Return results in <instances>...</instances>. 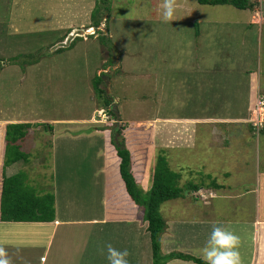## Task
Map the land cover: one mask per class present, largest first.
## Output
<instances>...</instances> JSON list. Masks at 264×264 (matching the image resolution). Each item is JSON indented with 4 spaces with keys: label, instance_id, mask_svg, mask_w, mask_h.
Returning a JSON list of instances; mask_svg holds the SVG:
<instances>
[{
    "label": "rangeland",
    "instance_id": "374dc122",
    "mask_svg": "<svg viewBox=\"0 0 264 264\" xmlns=\"http://www.w3.org/2000/svg\"><path fill=\"white\" fill-rule=\"evenodd\" d=\"M107 1L109 10L102 11L103 7L99 6V11L103 12L101 16L104 15L99 28L102 33L98 32L100 37L97 34L77 36L70 45L63 46L64 37L91 27V15L100 3L98 0H0V25L3 26H0V64L7 65L4 67L7 71H0V120L8 121L16 115H20V119L46 122L55 119L76 122L88 119L97 103L103 108L101 101L95 98L92 83L96 75L103 73L110 78L114 77L113 81L105 77L104 87L112 98L118 100L113 109L121 124H125L127 118L135 122L152 121L173 116L192 117L195 113H201L205 107L204 104L203 108L197 106L200 100L195 93L201 85L208 87L205 98L210 97V92H215V95L223 92L219 96L223 99L218 98L206 109L221 114L233 110H240V114L248 112V116L252 114L257 91L264 89V0H249L255 3L252 10H241L232 5H202L196 0H176V19L167 23L161 19L162 0ZM252 16L256 23L263 25L254 26L251 32L250 28H246L244 34L243 25L246 23L249 26L250 21H253L250 20ZM105 19L108 20V30L105 28ZM7 20L16 30H11L10 23L4 25ZM117 57L122 61L125 59L122 63L123 72L120 65L115 70L113 67L111 72L98 73V69L114 65ZM36 59L38 63H32ZM148 72L154 76L153 81L144 77ZM240 94L241 109L226 108L224 98ZM250 94H253L252 98ZM205 98L202 100L205 101ZM254 98L255 105L250 114L249 107ZM195 101H199L196 107L193 105ZM206 101H210V98ZM96 114L110 122L114 120L106 109ZM78 126L70 124L60 128L68 132ZM181 126L182 132L190 127L186 124ZM150 127L154 132L152 139H156L154 134L163 132L167 125L139 124L131 130L140 133ZM41 130L36 132L39 134L45 131ZM254 130L259 133L251 136L253 149L257 151L254 161L263 171L264 130ZM205 133L200 130L199 136ZM31 135L30 132L27 146L32 143ZM211 144L201 138L192 150L169 148L165 153L167 159L171 158L168 160L171 169L184 172L180 169L184 167L185 171H195L198 174L193 173L185 179L199 185L204 182L201 172H204L203 163L209 156L218 159L225 156L221 163L217 162V165L210 167L222 170V162H227L224 164L227 168L228 155L233 154L234 147L225 150V147ZM162 148L158 144L155 149H151L155 152L152 159L143 158L139 152L136 165H146L147 169L152 170L153 160L155 164L156 155ZM218 152H222V155H218ZM172 153L177 159H173ZM96 163H89V166ZM151 170L149 177L153 175ZM232 177L235 179L236 174ZM244 179L253 183V170L241 171V191L247 189L244 188ZM179 186L188 190L187 183L180 182ZM180 198L185 200L187 197ZM180 198L167 201L163 208L180 205L183 202ZM253 199V194L241 198L242 215H254ZM187 201L192 206H199V211L207 210L201 208L200 205L205 204L194 197ZM212 202L218 208L229 207L227 200ZM163 211L167 212L166 209ZM226 211L219 210V215Z\"/></svg>",
    "mask_w": 264,
    "mask_h": 264
},
{
    "label": "crops",
    "instance_id": "0c3cea01",
    "mask_svg": "<svg viewBox=\"0 0 264 264\" xmlns=\"http://www.w3.org/2000/svg\"><path fill=\"white\" fill-rule=\"evenodd\" d=\"M160 7L162 8V1ZM253 19L254 16L250 18ZM9 23L11 30H16L15 26L11 27V22L8 20L4 25ZM259 25L263 24L254 20L250 21L249 26L245 23L244 34L246 28H250L249 32H251L254 26ZM0 26L3 28L2 25ZM202 38L203 35L201 41ZM119 58L117 57L116 63L107 69H98V73L108 72L113 67L115 70L120 65L122 71V63L125 59L122 61ZM103 62L105 63L106 60ZM5 71H7L5 68L1 70V72ZM105 77L110 78L107 75L103 76ZM144 77L152 81L154 79L150 72ZM195 93L200 100L197 106L203 108L204 104L205 109L192 117L173 116L137 122L128 118L125 120L126 124L133 126L150 123L167 125L163 132L154 134L164 151L169 148L195 149L197 141L201 138L204 142H212L211 146L217 144L220 148L225 147V150L233 147L235 150L232 155L226 154L229 164L226 168L224 164L227 162H222L224 166L222 170L211 168L210 165L221 163V159L225 156H221L220 159L209 156V159L203 163L204 172H201L204 182L199 185L191 184L187 178L185 179L196 173L195 171H185L184 167L179 166L184 170V172L177 170L181 174L180 182L188 185V190H184L183 196L187 198L185 200L180 198L183 202L177 206L163 208L166 202L161 206V215L166 223L165 232L161 236V252L163 255L182 253L201 259V248L211 231V226L218 223L240 237L239 251L242 264H264V170L261 171V167L255 165L254 155L257 151L253 149L251 136L259 133L250 123L256 98L251 100L250 116L248 112L240 114V110L221 114L206 108L211 107V103L219 98L222 91L216 95L215 92H210V101H206L209 98H205V94L208 93L207 86L201 85ZM113 100L116 105L118 100L116 98ZM196 102L199 101L193 103L195 107ZM224 102L226 108L241 109V94L224 98ZM98 104L90 118L78 122L60 119L50 122L28 120L20 119L18 117L20 115L12 117L14 121L0 120V192L6 125L29 123L32 127L27 136L19 142L21 151L29 156L28 162H21L22 164L16 162L10 165L6 168V175L13 176L23 172L27 176V184L39 195L53 194L55 197V220L52 222H4L0 218V247L5 248L11 264H107L105 245L108 243L118 249L127 248L130 253L129 264L153 263L151 239L147 231L148 223L145 221L144 211L126 195L116 167L119 160L107 151L109 138L107 128L114 123V120L110 122L106 118L97 117L96 113L104 110ZM70 124L79 126L74 130L70 129L69 133L67 129L60 128L62 125ZM182 124L190 127L182 132ZM179 126L181 127L178 128ZM41 129L45 131L38 134L36 131H42ZM200 130L206 132L202 137L199 136ZM144 131L127 132L126 141L134 152L133 169L142 177L140 187L146 192L151 187L152 175L149 177L151 169H147L146 165L137 166L136 155L140 152L143 158L152 159L155 152L151 149H155L158 144L156 139H152L154 132L151 131V127L148 130L145 128ZM30 132L33 134L32 143L27 146L26 141L30 139ZM143 149L146 151L143 152ZM171 155L173 159H177L176 155L173 153ZM218 155H222V152H218ZM168 160L171 158L168 157ZM96 161V165L89 166V163ZM154 165L153 160V168ZM248 169L253 170L255 179L251 184L244 179L246 183L244 188L247 189L241 191V171L247 172ZM216 171L220 173L217 174ZM233 174H236L235 179L232 177ZM251 194L254 195V215H242L241 198ZM191 197L205 204L200 207L207 210L199 211V206L189 204L190 201L187 200ZM212 200L218 202L227 200L229 207L218 208ZM119 203L121 204L118 205ZM163 209L167 212L164 213ZM219 210L227 211L219 215ZM167 264L198 263L192 260L172 259Z\"/></svg>",
    "mask_w": 264,
    "mask_h": 264
},
{
    "label": "trees",
    "instance_id": "16d2710c",
    "mask_svg": "<svg viewBox=\"0 0 264 264\" xmlns=\"http://www.w3.org/2000/svg\"><path fill=\"white\" fill-rule=\"evenodd\" d=\"M98 1L100 3L91 15V27L96 29L95 35L100 37L98 32L102 33L99 28L104 15L101 16L103 12L99 11V6L103 7L102 11L109 10V6L107 0ZM196 1L202 5H232L241 10H252L255 7V3L249 0ZM106 21L105 28L108 30V20ZM57 51L62 50L58 49ZM12 59L16 60V58ZM32 63H38V60H33ZM4 67L0 64V71ZM102 75H96L92 83L95 98L101 101V106L115 120L107 128L109 130L107 151L119 160L116 167L126 195L139 209L144 211V218L148 223L147 231L151 239L152 264H167L172 259L192 260L198 264H205L199 258L182 253L162 254L161 236L165 232L166 223L161 215V206L167 201L184 196V190L179 186L181 174L171 169L166 153L161 149L156 155L150 189L145 192L140 187L142 177L133 169L135 156L126 141V133L132 131L133 125L119 123V116L113 109L114 100L104 87L105 81ZM31 127L32 124L29 123H9L6 125L5 160L0 192V218L4 222H52L55 220V197L53 194L39 195L34 188L27 184V176L23 172L13 176L6 175V168L10 165L19 161L28 162L29 156L21 151L19 142L27 136ZM194 187L197 188V186Z\"/></svg>",
    "mask_w": 264,
    "mask_h": 264
},
{
    "label": "clouds",
    "instance_id": "9594fccd",
    "mask_svg": "<svg viewBox=\"0 0 264 264\" xmlns=\"http://www.w3.org/2000/svg\"><path fill=\"white\" fill-rule=\"evenodd\" d=\"M175 11V0H162L160 14L163 22L175 20ZM239 245L240 237L235 232L222 224L214 223L201 248L200 258L205 264H242ZM105 247L107 264H129L130 253L127 248L118 249L111 243L106 244ZM0 264H11L3 247H0Z\"/></svg>",
    "mask_w": 264,
    "mask_h": 264
},
{
    "label": "built area",
    "instance_id": "2783aa9c",
    "mask_svg": "<svg viewBox=\"0 0 264 264\" xmlns=\"http://www.w3.org/2000/svg\"><path fill=\"white\" fill-rule=\"evenodd\" d=\"M250 123L257 131L264 127V89L258 90L256 106L252 112Z\"/></svg>",
    "mask_w": 264,
    "mask_h": 264
},
{
    "label": "water",
    "instance_id": "95a60500",
    "mask_svg": "<svg viewBox=\"0 0 264 264\" xmlns=\"http://www.w3.org/2000/svg\"><path fill=\"white\" fill-rule=\"evenodd\" d=\"M73 31H77V30H73ZM96 32V29L95 28H89V29H86V30H81L79 32H76V33H71L67 38L64 39L63 41V46H68L70 45V42L77 36L79 37H86V36H90V35H93L95 34Z\"/></svg>",
    "mask_w": 264,
    "mask_h": 264
}]
</instances>
